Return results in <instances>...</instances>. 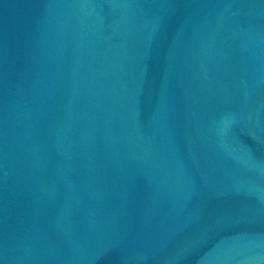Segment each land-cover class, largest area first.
<instances>
[{
  "label": "water",
  "instance_id": "1",
  "mask_svg": "<svg viewBox=\"0 0 264 264\" xmlns=\"http://www.w3.org/2000/svg\"><path fill=\"white\" fill-rule=\"evenodd\" d=\"M0 264H264V0H0Z\"/></svg>",
  "mask_w": 264,
  "mask_h": 264
}]
</instances>
